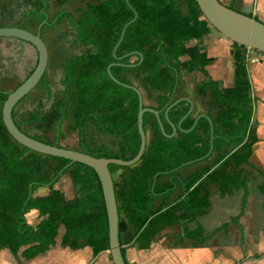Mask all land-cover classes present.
Instances as JSON below:
<instances>
[{
	"label": "trees",
	"instance_id": "obj_1",
	"mask_svg": "<svg viewBox=\"0 0 264 264\" xmlns=\"http://www.w3.org/2000/svg\"><path fill=\"white\" fill-rule=\"evenodd\" d=\"M47 1L32 2L29 17L40 18L38 25L45 21ZM77 1L96 2L85 5L78 17L70 20L75 43L89 49L65 61L61 98L48 116L32 115L26 122L39 128L53 123L57 137L52 143L35 140L62 148L57 141L61 136L59 128L70 119L71 128L79 135L76 152L95 159L128 161L137 154L140 144L136 124L138 97L109 79L108 66L115 64L110 73L121 84L135 87L126 78L132 75L145 92L157 93L153 99L155 106H143L159 113L164 132L171 135L170 124L176 127L189 106L182 102L172 107L168 112L170 124L164 119L165 110L180 99L176 97L180 72L198 71L206 76L205 68L213 60L199 46L211 27L194 0H184L185 10L177 0H128L137 19L126 29L115 53L119 60H114L113 48L123 26L133 19V12L125 0H56V4ZM217 1L223 5L221 0ZM65 15L60 14V18ZM231 47L232 88L219 90L212 81L196 88L198 96L208 98L205 115L213 125L212 151L207 158L199 161L209 152V124L205 119H199L191 132L177 130L174 137L165 138L154 116L146 113L143 130L146 136L149 124L151 135L146 138L141 160L132 167L108 166L111 177L114 169L122 171L120 184L113 182V188L124 261L123 246L134 244L137 250H149L163 230L192 223L202 215L209 205L208 184L218 185L222 195L244 190L241 209L245 206V182L239 174L228 171L248 164L256 138L249 128L252 108L244 63L247 50L235 44ZM131 53L140 54L142 62L137 67H124L139 63L136 56L124 57ZM6 98L7 94L0 91V249L16 255L27 247L22 257L33 259L54 245L61 225L62 245L73 249L89 247L94 256L108 251L107 218L96 174L83 165L36 154L14 142L1 119ZM198 115L193 116L192 111L180 128L189 130ZM12 117L14 120V114ZM88 123L100 133L118 139L119 149L89 148L85 137ZM40 157L57 163L50 175L44 173L45 161ZM197 165L202 166L184 177L181 175L183 170ZM68 171L73 187L79 192L71 202L63 201L61 193L52 189L59 176ZM40 187H47L48 195L33 198V192ZM259 191L264 194V185ZM32 211L41 219L36 227L29 226L25 219ZM201 234L202 228L197 225L192 231L184 229L183 239L200 244L204 241Z\"/></svg>",
	"mask_w": 264,
	"mask_h": 264
},
{
	"label": "rangeland",
	"instance_id": "obj_2",
	"mask_svg": "<svg viewBox=\"0 0 264 264\" xmlns=\"http://www.w3.org/2000/svg\"><path fill=\"white\" fill-rule=\"evenodd\" d=\"M32 2L33 0H0V24H10L13 25L12 27H28L32 29V33H35L38 23L27 19L28 8L33 9L31 6ZM177 2L180 4L182 10H185V1L177 0ZM89 3L92 4L96 2L77 1L58 6L56 0L47 1V15L45 22L48 25H51L55 18L57 21L59 20V18L53 15L59 10L66 11L69 17L64 14L65 16L60 18L59 24L55 29H42L40 37L46 45L50 65H47L45 73L37 86L24 99H22L13 110L14 121L19 129L34 139L46 143H52L57 137L53 123L49 124L47 127L45 126L46 128H39L37 124H29L26 121L32 115L37 117L48 116L54 104L61 98V93L63 91V76L59 72V65L74 56L83 54L89 49V47L75 43V32L70 24V20L76 19L79 12ZM214 32L222 37L216 31ZM21 46L22 45L17 43V41L0 39V91L6 94L13 92L29 76L36 65L34 53H32V55L26 54ZM126 78L140 91L144 106H155L153 100L156 95L155 92H145L138 85V81L135 80L132 75H128ZM176 97L188 98L193 101V116L206 113L207 111L208 98L198 96L196 92V82L193 83L191 80H187L186 82L181 81ZM59 131L61 136L57 140L58 144L65 149L78 151L79 135L77 131L71 128L70 119H67L62 123ZM150 135L151 131L149 129V124H147L146 138L148 139ZM85 137L89 148L108 147L115 150L119 149L118 139L100 133L98 129L90 123H88L85 128ZM40 158L45 161L44 173L50 175L53 168L57 167V163L46 159L45 157ZM190 172V170L181 172V175L184 177ZM234 173L239 174L241 179L252 187L253 192L252 205L249 204L246 206V217L248 220L247 226L249 231L253 234L252 237L254 238L255 236L257 240L255 241L253 238V240H247L245 242L246 248L251 250L256 248V245L258 247L259 243H261L262 249L257 251V255H254V252L252 251H247L246 260L242 259L239 255L240 252L238 251L236 255L231 258L233 260L232 264H264V201L262 203V210H260L259 205H261L262 197L256 190L257 185L263 184L264 180L261 179L258 172L249 167H242L240 169L231 168L228 171V174ZM121 174L122 171L117 169L113 170L112 179L117 186L120 184ZM210 185L212 184H208L209 187ZM209 187L208 189L212 195L209 203L210 208L205 210L202 215L197 216L194 221L195 223L199 222L202 224L203 232H205V234H210L211 232L216 234L222 231L221 227L223 223H226L227 227L225 233L227 237H230V246L232 249L236 248L235 250L237 251L240 247L238 241L234 239V236L235 234L239 235V230L231 225L230 222L236 218L238 213V203L241 194L240 192L236 194L234 191L229 194H224L233 196L230 202L224 204L223 202H218L219 198L223 195L216 192V187L214 186L215 191H212V188ZM54 188L58 189L57 191L61 193L63 201L65 202H69L79 196L78 189L72 185L70 171L59 176L58 181L53 185L52 189ZM38 189L42 190V192H49L47 187H40ZM26 216L27 222H30L31 224L36 222V217L35 215L33 216L31 212ZM186 228L187 230H192L194 228V223L186 225ZM231 228L235 229L231 230ZM180 232H182V228L180 227L166 229L158 237L157 245L161 244V247L165 248L175 246L173 245V243H175V235L180 234ZM259 237L262 238V242H260ZM219 243L222 244V242ZM215 244H218L217 240H215ZM131 264L136 263L131 262ZM154 264L161 263L154 262Z\"/></svg>",
	"mask_w": 264,
	"mask_h": 264
},
{
	"label": "crops",
	"instance_id": "obj_3",
	"mask_svg": "<svg viewBox=\"0 0 264 264\" xmlns=\"http://www.w3.org/2000/svg\"><path fill=\"white\" fill-rule=\"evenodd\" d=\"M34 1V0H33ZM223 5L228 8L233 9L238 13H242V11L246 8L250 9V16L257 21L264 24V0H221ZM68 4V3H66ZM65 5V4H64ZM29 11V13H28ZM27 11V19L29 21H33L38 23L37 19H32L29 17V14L32 12V9L28 8ZM60 14H67L64 10H59L55 12L53 15L59 18ZM47 15V12H46ZM26 20V21H28ZM59 20L55 18L51 25L47 23L42 26L40 33L43 28L55 29L59 24ZM46 21V17H45ZM44 22V21H43ZM10 24H0V27H12ZM47 26V27H45ZM16 28H20L26 30L28 32H33L32 29L28 27L18 26ZM49 29V30H50ZM211 28L210 32L207 36H205L199 46L202 51H204L208 58L212 59L213 62L210 63L206 68V76L202 73L195 71L191 74L180 72L179 80L187 81L191 80L193 83L196 82V88L208 83L209 81L215 82L218 84L219 90L231 89L233 86V75H234V64L232 60V44L228 42L227 39L218 36ZM8 41H16L12 39H5ZM20 43L25 53L28 55H35L36 53L34 49L28 44ZM195 45V42L192 43ZM80 56V55H78ZM75 57V56H74ZM65 61L59 65V72L63 76L62 66ZM245 69L248 76V81L250 85L249 90V98L251 101L252 108V116L250 121V131L253 133L256 138V143L251 148L250 158L248 160L247 165H243L242 167H249L250 169L255 170L256 172L260 171L264 175V54L258 52L247 51L244 59ZM47 65H50V60L48 59ZM56 72V71H55ZM59 74V75H60ZM189 76V78H188ZM157 95V93H156ZM188 99V98H187ZM190 100V99H189ZM193 104V101L190 100ZM152 107V106H150ZM194 107V106H193ZM201 110V109H200ZM201 115H205V113H201ZM63 148V147H62ZM72 150V149H67ZM75 151V150H72ZM202 165L189 167L182 172L185 171H194L195 169L200 168ZM239 168V169H240ZM190 172V173H191ZM188 173V174H190ZM187 174V175H188ZM259 174V173H258ZM260 175V174H259ZM262 180L264 178L260 176ZM245 182V181H244ZM264 185L259 184L256 187L257 193L262 197L261 205H259L260 210H262V203L264 201V194L259 191V188ZM220 194L218 185L212 184L210 187L207 185L206 191L208 192L209 198L208 201L212 198V195L208 189L212 188V191H215ZM53 190L57 191V188ZM240 192V200L238 206V213L236 218L230 222L231 225L236 227L239 230V235L235 234L234 239H236L239 243V250H235L231 248L230 237H227L225 233V229L227 224L223 223L221 229L222 231L214 234L211 232L210 234H205L203 232V226L199 222L194 223V230L197 225L202 228L201 237L204 239L202 243H197L195 240H187L183 239V230L187 229L186 225L178 226L182 228V232L180 234L175 235V243H173V247L165 248L161 247L162 245H157V239L161 235L163 230L155 239L153 244L151 245L149 250H137L134 244L125 245L122 248L125 252V261L127 264L136 263V264H154V262H159L161 264H232L233 260L231 259L236 255L239 251L240 256L243 260H246L247 251L254 252V255H257V251L262 249L261 243H259L258 247L248 250L246 248L245 242L247 240H257V238L249 231L247 226L248 220L246 217V206L249 204L252 205L253 200V192L252 187L249 186L245 182V206L241 209V202L244 195V190L239 189L234 191V193ZM48 195V192H42V190L38 189L33 192V198H42ZM232 195H223L219 198L218 202L228 203L232 200ZM74 200V199H72ZM71 200V201H72ZM213 200V199H212ZM69 201V202H71ZM210 208V204L208 208ZM206 209V210H207ZM33 216L36 217V222L31 224L30 222H26L31 227H36L41 219L38 217V213L36 211L31 212ZM237 219V221H236ZM190 224V223H189ZM229 227V226H228ZM177 228V227H175ZM235 228H231L234 230ZM191 230V231H192ZM64 235V228L59 225L57 236L54 240V245H52L48 251L45 253L36 256L33 259H24L22 257V253L27 249V247L21 248L16 255H12L8 249L1 248L0 249V264H112L110 255L108 251H104L99 253L98 255H93L92 250L89 247H78L76 249L70 248L69 246L62 245V238ZM253 238V239H252ZM215 240L218 241V244H215ZM260 242H262V238L259 237ZM219 242H222L220 244ZM238 249V248H237ZM249 255V254H248ZM264 255V254H263Z\"/></svg>",
	"mask_w": 264,
	"mask_h": 264
},
{
	"label": "water",
	"instance_id": "obj_4",
	"mask_svg": "<svg viewBox=\"0 0 264 264\" xmlns=\"http://www.w3.org/2000/svg\"><path fill=\"white\" fill-rule=\"evenodd\" d=\"M203 19L209 24V26L219 33L222 37L227 39L231 44H235L237 46L243 47L247 50L264 54V24L250 17V9L246 8L242 11V13H238L234 10H231L222 4H220L217 0H194ZM129 9L133 12V19L125 24L121 30L119 40L112 51V57L114 60H119L116 58L115 53L117 48L119 47L124 33L126 29L133 24L137 15L132 10V8L128 4V0H125ZM46 22H42L38 25L35 33L28 32L26 30L16 28V27H0V39H12L16 40L31 46L36 53V65L31 74L11 93L7 94V98L3 104L1 110V119L3 126L10 136V138L16 142L21 147L46 157L62 159L69 161L73 164L83 165L96 174L98 182L100 184L105 213L107 218V230H108V253L111 258L112 264H126L121 253V247L119 244V236H118V213L116 200L114 195L113 181L111 174L108 170V166L113 165L117 167H132L135 166L142 158L145 147H146V136L143 130V115L148 113L154 116L159 130L161 134L165 138H172L175 136L176 131H180L182 133L191 132L196 126L199 119H205L209 124V152L208 154L200 159L199 161L207 158L212 151V141H213V125L209 117L206 115H198L192 127L183 131L180 128V125L184 119H186L193 111V104L187 98H180L176 100L173 104H171L164 113V119L170 124L168 120V112L169 110L176 106L179 103H186L189 106L188 112L186 115L179 121L177 126H173L170 124L172 129L171 135H166L164 129L162 127V123L159 117V113L156 112L152 108H144L143 99L140 91L132 86H127L125 84H121L114 77H112L110 73V68L115 66L112 64L107 68V75L109 79L119 85L121 87L127 88L135 92L138 97V113H137V131L140 139L139 148L137 154L128 161H123L119 159H95L89 155L83 154L81 152H76L72 150H67L64 148H57L54 146H50L44 144L40 141H37L30 136L24 134L14 123L13 120V110L16 105L24 99L39 83L41 78L43 77L47 62H48V52L46 45L42 41L40 37L41 27L44 26ZM127 56H136L139 58V63L137 65H120L124 67H137L142 62V57L138 53H131ZM155 179V178H154Z\"/></svg>",
	"mask_w": 264,
	"mask_h": 264
}]
</instances>
